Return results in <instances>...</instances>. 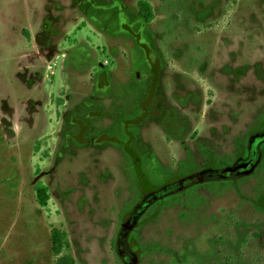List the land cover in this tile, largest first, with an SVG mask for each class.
Listing matches in <instances>:
<instances>
[{
  "label": "rangeland",
  "instance_id": "obj_1",
  "mask_svg": "<svg viewBox=\"0 0 264 264\" xmlns=\"http://www.w3.org/2000/svg\"><path fill=\"white\" fill-rule=\"evenodd\" d=\"M49 1L51 6L60 2L0 0V264H58L55 229L66 232L67 253L75 264H121L111 240L125 204L132 200L126 201L125 191L114 198L102 193L100 184L82 181L79 174L75 178L79 161L73 168L62 166V177L72 173L73 178L64 180L46 157L47 145L54 153L55 132L63 125L59 113L64 109L56 99L69 97L59 92V79L50 75L54 70L30 88L42 103L35 108L41 114L23 103L30 97L17 115L10 101L9 78L19 55L42 52L41 24L48 17ZM119 2L130 15L137 16L142 2L152 9L149 36L166 68V80L178 77L167 87L183 91L181 96L204 93L201 108L191 107L189 115L187 140L199 132L190 142L195 156L207 160L203 147L208 146L209 155L233 158L235 145L264 125V0ZM77 10L71 31L85 23V34L103 56L108 35ZM122 54L131 79L136 72L143 76L147 63L132 42ZM188 204L187 210L162 212L141 230L139 242L146 251L142 264H264V172Z\"/></svg>",
  "mask_w": 264,
  "mask_h": 264
},
{
  "label": "flooded vegetation",
  "instance_id": "obj_2",
  "mask_svg": "<svg viewBox=\"0 0 264 264\" xmlns=\"http://www.w3.org/2000/svg\"><path fill=\"white\" fill-rule=\"evenodd\" d=\"M54 3H47L48 17L41 24L38 41L42 52L19 55L16 70L9 78L13 110L17 115L22 101L30 97L23 103L39 114L35 108L42 103L30 88L50 75L59 79V92L69 97L65 99L63 94L56 99L59 108L64 109L59 113L63 125L55 132L54 153L47 145L46 157L58 167L61 177L62 166L73 168L79 161L81 168L76 170L75 178L79 174L82 181L100 184L102 193L114 198L125 191L126 201L132 202L125 204L121 212L111 249L121 264H142L146 251L141 250L139 234L162 212L187 210L194 198L204 200L227 185L236 188L264 172V125L235 145L233 158L225 154L216 158L204 146L207 160H199L190 144L199 132L190 142L187 135L191 107L201 108L204 93L197 90L181 96L183 91L167 87L176 84L178 77L166 80V68L148 33L154 13L150 19L145 18L147 5L139 3L135 16L119 0ZM77 8L90 24L108 35V50L101 51L103 56H99L94 39L85 34V23L71 31ZM129 41L147 63L142 66L144 75L136 72L132 79L127 64H122V52ZM50 69L54 71L49 75ZM0 94L4 97L2 91ZM40 119V115L35 116L33 124ZM32 130L31 125L29 132ZM70 174L62 178L73 180Z\"/></svg>",
  "mask_w": 264,
  "mask_h": 264
},
{
  "label": "trees",
  "instance_id": "obj_3",
  "mask_svg": "<svg viewBox=\"0 0 264 264\" xmlns=\"http://www.w3.org/2000/svg\"><path fill=\"white\" fill-rule=\"evenodd\" d=\"M145 18L150 19L153 17V11L150 7H146ZM52 240H53V251L56 256L59 257L57 263L58 264H75L74 258L70 253H67L70 249L69 241L66 232L61 230H53L52 231ZM66 251V253L62 256L61 253Z\"/></svg>",
  "mask_w": 264,
  "mask_h": 264
}]
</instances>
